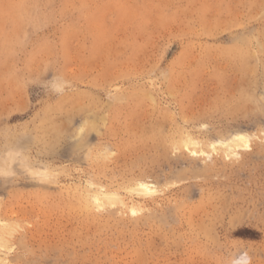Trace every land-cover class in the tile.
Here are the masks:
<instances>
[{
  "label": "rangeland",
  "instance_id": "1",
  "mask_svg": "<svg viewBox=\"0 0 264 264\" xmlns=\"http://www.w3.org/2000/svg\"><path fill=\"white\" fill-rule=\"evenodd\" d=\"M0 224L1 264H264V0H0Z\"/></svg>",
  "mask_w": 264,
  "mask_h": 264
},
{
  "label": "bare ground",
  "instance_id": "2",
  "mask_svg": "<svg viewBox=\"0 0 264 264\" xmlns=\"http://www.w3.org/2000/svg\"><path fill=\"white\" fill-rule=\"evenodd\" d=\"M187 138V137H186ZM191 138V137H190ZM181 139H182V137H181ZM189 139V138H188ZM182 141V140H181ZM176 142V141H175ZM174 142V143H175ZM185 142V145H187L189 142H192V140H190V141H184ZM242 142H244V139L241 137V136H236V137H234L233 139H232V141L228 144V143H226L225 144V146L226 147H228V149L229 150H232V148H235V149H237L236 147H239L240 145H241V143ZM179 143H180V140H179ZM182 143V142H181ZM194 143V142H193ZM195 145V144H194ZM183 146V145H182ZM182 146H180L179 145V147H181V148H183ZM234 149V150H235ZM148 189V187H145L144 185H141V187H140V192H141V190L142 191H146ZM139 191V190H138ZM93 200H94V202H95V206H104V204H107V203H109V202H111V201H114V200H116L117 199V197L114 195V194H111V193H104V192H96L95 194H93L92 195V197H91ZM91 200V199H90ZM94 205V204H93ZM88 206V205H87ZM89 208V207H88ZM1 225V224H0ZM7 226V225H6ZM5 226V227H6ZM2 227H4V226H2ZM8 228L10 229V227L8 226ZM7 228H5V230H6ZM13 229V228H12ZM2 230V229H1ZM0 230V231H1ZM8 230V229H7ZM7 230H6V232H7ZM10 231V230H9ZM11 232V231H10ZM10 232L6 235V236H9L10 237ZM13 233V232H12ZM10 234V235H9ZM3 234L0 232V243L1 244H6V240H4L2 237ZM0 244V245H1ZM4 261V258H2L1 256H0V264L2 263Z\"/></svg>",
  "mask_w": 264,
  "mask_h": 264
}]
</instances>
